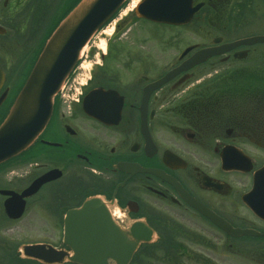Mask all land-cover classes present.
I'll list each match as a JSON object with an SVG mask.
<instances>
[{
	"label": "flooded vegetation",
	"instance_id": "af4514ba",
	"mask_svg": "<svg viewBox=\"0 0 264 264\" xmlns=\"http://www.w3.org/2000/svg\"><path fill=\"white\" fill-rule=\"evenodd\" d=\"M25 1L5 0L0 8L2 27L10 3L23 12L14 37L28 27ZM147 1L126 13L135 2L128 0L105 25L100 36L116 28L106 50L97 51L106 41L98 37L57 97L35 147L0 168V264H48L26 255L31 246L43 247L52 264H82L72 260L65 233L89 231L113 232L109 243L137 245L131 263L144 264L175 216L220 233L247 264H264V0H192L199 11L177 26L138 16ZM179 2L183 7L186 0ZM143 22L165 30L153 38ZM186 31L204 40L189 44ZM129 33L131 41L122 40ZM258 37L263 42L226 47ZM174 41L177 53L168 56ZM15 48L0 42V64L10 72L23 63L21 45ZM205 49H215V56L150 91ZM11 100L10 93L4 106ZM85 207L88 214L70 222ZM204 213L251 233H224ZM203 243L214 251L211 241Z\"/></svg>",
	"mask_w": 264,
	"mask_h": 264
},
{
	"label": "water",
	"instance_id": "95a60500",
	"mask_svg": "<svg viewBox=\"0 0 264 264\" xmlns=\"http://www.w3.org/2000/svg\"><path fill=\"white\" fill-rule=\"evenodd\" d=\"M126 1L81 0L65 19L61 20L48 39L8 117L0 126V164L27 150L44 131L52 117L55 98L75 70L84 48ZM165 8V5L159 4L158 1L148 0L140 11L148 19L167 22L165 19L170 20L172 17L167 16ZM0 32L3 33L1 28ZM258 42H261V39L241 41L234 46ZM214 54V50L198 53L190 60L189 65L183 66L182 69L204 62ZM2 73L0 70V88L4 82ZM2 101L1 98V104ZM223 227L226 230L230 229L225 225ZM229 232L236 235L246 234L234 232L232 229ZM89 236L84 235L87 239L91 238ZM94 237V243H87L88 240L81 238V243L74 248L77 255L75 259H84L85 264H99L93 262L91 258L94 255L98 256L99 249L105 250L109 246L102 241L100 243L101 238L98 234ZM39 248H27L29 256L49 261L51 256ZM135 248L131 247V250L115 254L117 264H129ZM116 251H119V247ZM104 256L101 255V264H108Z\"/></svg>",
	"mask_w": 264,
	"mask_h": 264
},
{
	"label": "rangeland",
	"instance_id": "374dc122",
	"mask_svg": "<svg viewBox=\"0 0 264 264\" xmlns=\"http://www.w3.org/2000/svg\"><path fill=\"white\" fill-rule=\"evenodd\" d=\"M5 1V0H0V6H2V2ZM11 16V15H10ZM117 20V19H116ZM16 22V20H15ZM144 23V22H143ZM116 27V26H115ZM143 27H144V30L146 32L147 35H151L153 38H154V31H158L159 34L163 33V29L162 27H155L149 23H144L143 24ZM114 28V25L113 27H111L110 30H112ZM135 29L137 28L136 26L134 27ZM171 32H174L171 28H168ZM116 32V28L114 29L113 32H109L107 34V36H99L100 39H102L103 41V48L100 50H97L99 53H102L104 52L106 49H105V43L108 42L109 38L111 37V35L115 34ZM134 32V31H133ZM170 32V33H171ZM177 32V31H176ZM169 33V34H170ZM175 33V32H174ZM100 35V34H99ZM172 35V34H170ZM131 37H132V33H129V35H127L126 37H124L122 40H124L125 42H128V41H131ZM177 38V35L175 36ZM178 37H182L180 36V34L178 33ZM185 39H186V42H194V41H200V40H204L202 38H200L197 35H195V32L193 31H186L185 33ZM155 40V39H154ZM153 40V44L156 46L157 44L159 43H156L154 42ZM170 45V46H169ZM141 48L143 50H147L150 49V43H148L147 45H143L141 46ZM92 51L93 48L91 49V45H89L86 49H85V54H87L88 51ZM155 50V49H154ZM177 53V46L175 45V41L174 42H171L170 44H168L167 46V55L168 56H173ZM91 59H89L90 61ZM88 61V70H87V73L89 72V70H91L93 67H92V63L93 61ZM174 221L176 222H170L169 225H173L174 228H178L180 230V232L182 231L181 229V225H184L188 228H184L186 230V233L183 234L185 235L187 238L188 237H192L194 239H197L200 241H204V240H207V241H211L212 244L214 245V251H209L208 248H205L203 246H201L200 244H195L194 242H190V240L188 241V239H179L177 238V241L178 243L182 244L184 247L187 248V251H188V254H196V255H201L202 257L204 258H211L212 262L214 264H247L246 261H245V258L244 256L241 254V250L236 253V254H233L232 252L234 251H230L228 250V247H227V244L226 242L224 241L222 235L220 233H216L214 230L212 229H209L205 226H202L200 225L199 223H197L191 216H175L174 218ZM190 228V229H189ZM192 229V230H191ZM193 233H195V235H200L201 237L203 238H198L196 236H194ZM175 252V255H178L179 256V253H180V250L177 248L174 250ZM159 253V259L157 258V260H153L151 264H176V262H170V260L166 261L164 260L163 256H162V252L161 251H158ZM188 257H186L185 259H183V262L182 264H196L194 261L190 262V259H187ZM186 261V262H185Z\"/></svg>",
	"mask_w": 264,
	"mask_h": 264
},
{
	"label": "bare ground",
	"instance_id": "6f19581e",
	"mask_svg": "<svg viewBox=\"0 0 264 264\" xmlns=\"http://www.w3.org/2000/svg\"><path fill=\"white\" fill-rule=\"evenodd\" d=\"M140 2V0H135V2H133L129 7H127V9L125 10V12L127 13H130V11H132L134 8H135V6L136 5H138L137 3H139ZM130 10V11H129ZM114 31V29H112V30H110L109 32H113ZM108 32V33H109ZM104 46V45H103ZM102 46V47H103Z\"/></svg>",
	"mask_w": 264,
	"mask_h": 264
},
{
	"label": "trees",
	"instance_id": "16d2710c",
	"mask_svg": "<svg viewBox=\"0 0 264 264\" xmlns=\"http://www.w3.org/2000/svg\"><path fill=\"white\" fill-rule=\"evenodd\" d=\"M172 248H167L166 251H171Z\"/></svg>",
	"mask_w": 264,
	"mask_h": 264
}]
</instances>
